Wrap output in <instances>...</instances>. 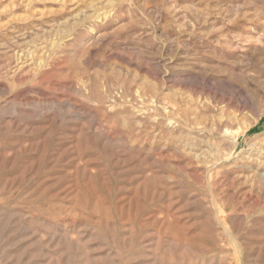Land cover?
I'll return each instance as SVG.
<instances>
[{"label": "rangeland", "instance_id": "374dc122", "mask_svg": "<svg viewBox=\"0 0 264 264\" xmlns=\"http://www.w3.org/2000/svg\"><path fill=\"white\" fill-rule=\"evenodd\" d=\"M0 264H264V0H0Z\"/></svg>", "mask_w": 264, "mask_h": 264}]
</instances>
